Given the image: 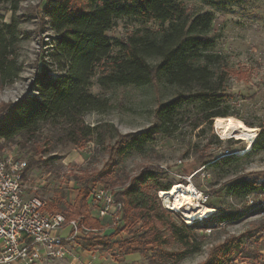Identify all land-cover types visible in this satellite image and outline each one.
I'll return each mask as SVG.
<instances>
[{
	"label": "rangeland",
	"instance_id": "rangeland-1",
	"mask_svg": "<svg viewBox=\"0 0 264 264\" xmlns=\"http://www.w3.org/2000/svg\"><path fill=\"white\" fill-rule=\"evenodd\" d=\"M43 4L44 0H25L15 14L8 11L7 6L0 7L3 21L9 23L14 17L25 37L20 52L23 71L14 85L0 89V113L9 103L27 94L37 70L43 49L41 45L52 44L55 38L50 25L43 20ZM184 4L193 12L214 14L210 36L216 41L215 52L223 58L222 68L228 73V108L233 116L218 124L204 123L194 128L198 109H189L178 117V129L174 133L158 135L142 153L119 155L114 150L116 135L140 133L158 125L156 110L172 100L179 90L164 84L104 90L97 83L98 75L93 79L91 92L108 98L112 105L107 113H91L84 118L87 125L100 128L98 138L76 146L63 142L61 132L44 126L30 143L1 142L0 154L14 157V161L26 165L32 157L40 161L25 173V189L28 197H39L46 202V211L61 192L65 195V202L73 205L79 193L80 178L99 172L105 166L112 173V185L96 182L90 186V191L102 186L114 189L116 196L142 172L153 170L157 180L151 183L150 190L151 194L155 192V214L159 220L147 224L135 216L132 226L115 239L132 240L134 236L151 231L154 226L150 234H156L159 242L146 246V254L139 257L144 264H205L217 254L221 257L219 249L225 245L234 247L229 264H264L262 198H250V195L231 191L236 181L264 184V151H251L264 129V0H241L214 8L198 0ZM167 26L120 18L114 21L107 35L114 41L125 40L139 28L158 31ZM117 54L115 48L113 55ZM233 155L242 158L236 165L213 168L207 164L213 159ZM156 184L171 189L177 184L193 186L196 190L191 196L217 212L211 218L189 223L183 213L180 215L166 209L161 193L167 191L156 190ZM223 216L232 218L221 223ZM175 233L187 237L186 246ZM81 241L76 250L73 248L77 255L83 254L78 255L80 261L72 258L41 264H86L95 251L102 260L99 264H106V260L122 263L118 248L106 250L101 246L84 250ZM179 253H185L181 261L176 257Z\"/></svg>",
	"mask_w": 264,
	"mask_h": 264
},
{
	"label": "trees",
	"instance_id": "trees-1",
	"mask_svg": "<svg viewBox=\"0 0 264 264\" xmlns=\"http://www.w3.org/2000/svg\"><path fill=\"white\" fill-rule=\"evenodd\" d=\"M24 1L0 0V7L7 6L8 11L15 14ZM186 1L192 0H44L41 14L55 38L52 44L41 45L43 49L27 94L1 111L0 144L30 143L44 126L61 132L63 142L76 146L98 138L100 128L91 127L84 120L88 114H103L112 108L108 98L91 92L93 79L98 75L97 83L104 90L153 84L179 90L172 100L156 110L158 125L140 133L116 135L114 150L119 155L142 153L158 135L174 133L178 129V117L189 109H198L194 128L204 123L218 124L233 116L228 108V73L222 68V56L215 52L216 41L210 36L214 14L193 12L184 4ZM198 1L214 8L241 0ZM120 18L168 26L158 31L139 28L125 40L114 41L107 33ZM24 40L16 19L12 17L7 23L0 14V89L14 85L23 71L20 52ZM115 48L117 55H113ZM251 151H264L263 128ZM241 159L233 155L207 164L213 168L233 166ZM39 163L34 157L30 158L23 176ZM111 175L107 166L99 172L85 174L80 178L79 193L73 205L65 202L61 192L50 202L47 211L64 214L68 220L85 216L88 227L103 228L99 221L89 217L87 200L92 184L112 185ZM154 180L157 179L153 170L144 171L119 192L116 199L125 205L123 225L111 234H92L83 239V249L102 246L106 250L118 248L123 255H145L147 245L158 244V236L150 234L154 226L132 240H115L132 226L135 216L147 224L159 220L155 214V192L151 194L150 190ZM155 189L171 190L170 186L160 184H156ZM263 189L264 184L247 180L236 181L231 186L233 194L252 195ZM230 218L232 216H223L220 221L224 223ZM175 235L186 246L187 237ZM219 251L221 257L217 254L205 264H229L234 247L225 245ZM176 257L181 261L185 253Z\"/></svg>",
	"mask_w": 264,
	"mask_h": 264
},
{
	"label": "built area",
	"instance_id": "built-area-1",
	"mask_svg": "<svg viewBox=\"0 0 264 264\" xmlns=\"http://www.w3.org/2000/svg\"><path fill=\"white\" fill-rule=\"evenodd\" d=\"M13 159L0 154V264L80 261L73 249L79 241L123 225L124 203L116 199L114 189L102 186L93 187L87 200L89 217L99 221L101 229L88 227L85 216L68 220L64 214L46 211L44 200L26 194V164ZM252 196L262 198L264 205V192ZM86 264H96L95 257Z\"/></svg>",
	"mask_w": 264,
	"mask_h": 264
},
{
	"label": "bare ground",
	"instance_id": "bare-ground-1",
	"mask_svg": "<svg viewBox=\"0 0 264 264\" xmlns=\"http://www.w3.org/2000/svg\"><path fill=\"white\" fill-rule=\"evenodd\" d=\"M195 190L193 186L186 187L177 184L170 191L161 193V197L171 211L176 213L182 212L184 218L193 220V222L201 218H211L217 212L216 209L203 205L200 199H194L191 194Z\"/></svg>",
	"mask_w": 264,
	"mask_h": 264
},
{
	"label": "crops",
	"instance_id": "crops-1",
	"mask_svg": "<svg viewBox=\"0 0 264 264\" xmlns=\"http://www.w3.org/2000/svg\"><path fill=\"white\" fill-rule=\"evenodd\" d=\"M77 248H78V246L75 247V250ZM92 254H93V256L91 255V257H95L96 264H99V262L102 261V260H100L99 254L96 251L93 252ZM78 255H80V257H81L83 254H78ZM120 255L122 256V259H121L122 263H118V264H144L139 259L140 255H141L139 253L131 254V255H123V254H120ZM106 264H116V263H114V262L110 263V261L106 260Z\"/></svg>",
	"mask_w": 264,
	"mask_h": 264
}]
</instances>
